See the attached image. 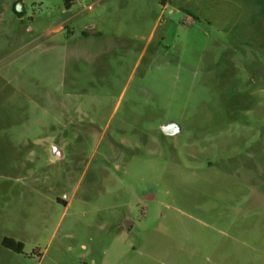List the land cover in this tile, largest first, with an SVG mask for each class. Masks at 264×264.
Instances as JSON below:
<instances>
[{
    "label": "rangeland",
    "instance_id": "rangeland-1",
    "mask_svg": "<svg viewBox=\"0 0 264 264\" xmlns=\"http://www.w3.org/2000/svg\"><path fill=\"white\" fill-rule=\"evenodd\" d=\"M0 264H264V0H0Z\"/></svg>",
    "mask_w": 264,
    "mask_h": 264
},
{
    "label": "trees",
    "instance_id": "trees-1",
    "mask_svg": "<svg viewBox=\"0 0 264 264\" xmlns=\"http://www.w3.org/2000/svg\"><path fill=\"white\" fill-rule=\"evenodd\" d=\"M73 3H74V0H64L65 7L67 9L71 8ZM19 14H21V13H19ZM2 244L5 248L10 249L13 252H16V253H22L23 252L24 245L22 242H16L15 240H13L11 238H4Z\"/></svg>",
    "mask_w": 264,
    "mask_h": 264
},
{
    "label": "water",
    "instance_id": "water-1",
    "mask_svg": "<svg viewBox=\"0 0 264 264\" xmlns=\"http://www.w3.org/2000/svg\"><path fill=\"white\" fill-rule=\"evenodd\" d=\"M21 3L16 7L18 12L22 11ZM162 131L167 135H176L181 131V125L177 121H169L168 123L162 125ZM59 153V152H57Z\"/></svg>",
    "mask_w": 264,
    "mask_h": 264
},
{
    "label": "crops",
    "instance_id": "crops-1",
    "mask_svg": "<svg viewBox=\"0 0 264 264\" xmlns=\"http://www.w3.org/2000/svg\"><path fill=\"white\" fill-rule=\"evenodd\" d=\"M165 6H166V4H165ZM7 249V248H6ZM9 251H11L10 249H8ZM11 252H13V251H11Z\"/></svg>",
    "mask_w": 264,
    "mask_h": 264
}]
</instances>
